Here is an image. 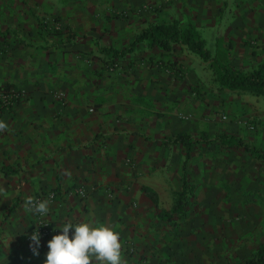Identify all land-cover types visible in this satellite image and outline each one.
Here are the masks:
<instances>
[{
    "label": "crops",
    "instance_id": "0c3cea01",
    "mask_svg": "<svg viewBox=\"0 0 264 264\" xmlns=\"http://www.w3.org/2000/svg\"><path fill=\"white\" fill-rule=\"evenodd\" d=\"M143 1L119 2L131 10L127 20L109 17L111 2L103 5L106 21L93 19L95 4L74 5L70 24L75 34L69 41L58 35L40 37L36 29L34 36L25 35L19 49L0 57V87L26 91L0 113V121L8 125L0 132V168L16 169L0 172V264H44L48 241L68 222L113 228L119 232L122 258L142 264L123 253L128 241L137 245L151 213L141 187L153 188L160 200L171 196L174 179L181 183L183 175L182 158L174 166V157L167 155L176 153L174 148L148 140L172 130L168 122L173 112L188 99L173 73L179 77L187 66L202 70L204 65L185 44L174 43L164 51L143 40L125 53L135 67L119 79L106 78L104 59L110 57L104 48L122 49L142 29L161 24L151 23ZM28 41H35L34 49ZM149 84L151 97L141 91ZM140 95L162 105L161 115L139 113L145 109L136 99ZM79 188L84 196L76 192ZM28 196L50 199L46 217L54 231L38 246L25 239L37 218L24 209Z\"/></svg>",
    "mask_w": 264,
    "mask_h": 264
},
{
    "label": "rangeland",
    "instance_id": "374dc122",
    "mask_svg": "<svg viewBox=\"0 0 264 264\" xmlns=\"http://www.w3.org/2000/svg\"><path fill=\"white\" fill-rule=\"evenodd\" d=\"M121 1L0 0V57L19 49L25 35L34 36L36 29L40 37L58 35L69 41L75 34L70 24L74 5L95 4L93 19L106 21L103 5L111 2L115 5L109 17L127 20L131 10L120 6ZM142 8L147 10L151 23L175 21L180 29L190 26L211 56L235 71L257 68L264 59V0H144ZM210 22L215 26L209 27ZM28 45L34 49L35 41H28ZM119 57L105 56L106 78L119 79L135 67L125 54ZM202 63V70L199 66H187L179 77L173 73L188 99L173 112V121L168 122L172 130L156 133L148 140L153 146L174 148L176 153L167 155L174 157L175 166L181 158L184 162L185 147L164 144L163 140L179 134L192 139L191 155L185 165L192 192L185 198L183 214L176 213L174 220L167 223L159 220L157 213L173 207L176 192L181 189L180 179H174L171 196H162L160 200L153 188L141 187L149 199L151 213L137 245L128 241L123 253L142 264H236L264 243V160L215 141L217 136L231 134L264 152V97L221 87L215 82L213 65ZM79 70L84 71L81 67ZM141 91L151 97L150 84ZM136 99L145 103V109L139 113L151 117L152 110L161 115L162 105L141 95ZM145 188L156 193L157 206Z\"/></svg>",
    "mask_w": 264,
    "mask_h": 264
},
{
    "label": "trees",
    "instance_id": "16d2710c",
    "mask_svg": "<svg viewBox=\"0 0 264 264\" xmlns=\"http://www.w3.org/2000/svg\"><path fill=\"white\" fill-rule=\"evenodd\" d=\"M143 40H148L150 45L156 46L164 51L171 50L174 43L185 44L191 53L197 55L203 62H210L213 65L215 69V82L218 85L228 89L250 91L257 96L264 97V59L257 68L250 69L246 72L235 71L228 66L220 64L217 57L211 56L210 52L205 47L204 41L193 32L190 26L186 29H180L175 21L166 24L150 25L139 31L128 47L122 49L106 47L104 51L110 58H115L127 52H131L135 45ZM55 44L53 43V45ZM203 141H206L204 137ZM215 141L228 147L242 149L252 154L256 159L264 160V152L248 145L242 138L235 135L217 136L215 137ZM163 143L182 144L185 147L181 189L176 192L173 207L170 210L161 209L157 213L159 220L170 223L174 220V215L176 213L183 214L185 198L192 192V187L186 178L184 170L191 155L193 141L187 135L179 134L172 139H164ZM0 172L7 175L15 173L16 169L2 167L0 168ZM144 190L155 206H157L158 199L156 193L152 189L145 188ZM236 264H264V243L260 244L250 257Z\"/></svg>",
    "mask_w": 264,
    "mask_h": 264
},
{
    "label": "clouds",
    "instance_id": "9594fccd",
    "mask_svg": "<svg viewBox=\"0 0 264 264\" xmlns=\"http://www.w3.org/2000/svg\"><path fill=\"white\" fill-rule=\"evenodd\" d=\"M8 125L0 121V132L6 131ZM0 192H3L0 189ZM50 199L37 201L28 196L24 201L26 212L46 216L49 212ZM61 233L48 241V252L44 264H127L122 258V244L119 232L107 226L94 227L90 223L71 222L60 226ZM70 229L74 232L70 236ZM36 246L40 234L33 232L30 237ZM34 254L35 248H33Z\"/></svg>",
    "mask_w": 264,
    "mask_h": 264
},
{
    "label": "built area",
    "instance_id": "2783aa9c",
    "mask_svg": "<svg viewBox=\"0 0 264 264\" xmlns=\"http://www.w3.org/2000/svg\"><path fill=\"white\" fill-rule=\"evenodd\" d=\"M26 91L24 89H19L15 87H0V111L9 109L17 99L24 96ZM56 98H62L63 93H56ZM79 195L84 196L85 190L83 188H79L76 191ZM50 199L53 197V194L48 196ZM37 201H40V198H34ZM40 234V239L47 238L53 231V226L51 222L47 219L46 216H40L37 214L36 221L32 228L26 233L25 239L31 241L30 237L33 232L37 231Z\"/></svg>",
    "mask_w": 264,
    "mask_h": 264
}]
</instances>
